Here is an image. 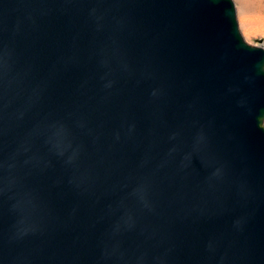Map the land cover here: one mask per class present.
I'll list each match as a JSON object with an SVG mask.
<instances>
[{
  "label": "water",
  "instance_id": "obj_1",
  "mask_svg": "<svg viewBox=\"0 0 264 264\" xmlns=\"http://www.w3.org/2000/svg\"><path fill=\"white\" fill-rule=\"evenodd\" d=\"M0 264H264L233 0H0Z\"/></svg>",
  "mask_w": 264,
  "mask_h": 264
},
{
  "label": "rangeland",
  "instance_id": "obj_2",
  "mask_svg": "<svg viewBox=\"0 0 264 264\" xmlns=\"http://www.w3.org/2000/svg\"><path fill=\"white\" fill-rule=\"evenodd\" d=\"M236 7V15L239 29L249 43L259 44L264 47V0H233ZM248 19L245 20L244 17ZM248 27H253L247 31ZM262 38V43L256 42Z\"/></svg>",
  "mask_w": 264,
  "mask_h": 264
},
{
  "label": "bare ground",
  "instance_id": "obj_3",
  "mask_svg": "<svg viewBox=\"0 0 264 264\" xmlns=\"http://www.w3.org/2000/svg\"><path fill=\"white\" fill-rule=\"evenodd\" d=\"M244 17V16H243ZM245 20H247L248 18L247 17H244ZM253 29V27H248L246 30L247 31H251ZM263 47V46H262ZM264 48V47H263Z\"/></svg>",
  "mask_w": 264,
  "mask_h": 264
}]
</instances>
